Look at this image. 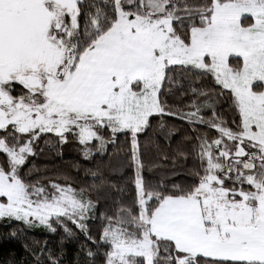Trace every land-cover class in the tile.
<instances>
[{
  "label": "snow or ice",
  "instance_id": "obj_1",
  "mask_svg": "<svg viewBox=\"0 0 264 264\" xmlns=\"http://www.w3.org/2000/svg\"><path fill=\"white\" fill-rule=\"evenodd\" d=\"M70 136L101 157L93 184L25 167ZM174 137L155 178L145 154ZM104 157L133 172L111 211ZM0 222L25 252L0 264H62L64 236L57 253L26 231L69 224L74 264H264V0H0Z\"/></svg>",
  "mask_w": 264,
  "mask_h": 264
},
{
  "label": "trees",
  "instance_id": "obj_2",
  "mask_svg": "<svg viewBox=\"0 0 264 264\" xmlns=\"http://www.w3.org/2000/svg\"><path fill=\"white\" fill-rule=\"evenodd\" d=\"M218 111H226V106L224 108L218 109ZM169 123H175L177 127H181L185 130L189 128V125L181 122L180 120H173V118L165 117ZM155 123V122H154ZM157 131L155 128L149 129L146 135L141 136V143L143 145L146 137H151L152 133ZM200 131H204L203 127H200ZM182 133L181 135H184ZM191 134V133H188ZM210 135L214 136V132H210ZM48 139V138H45ZM124 137L121 135L120 139L117 141L115 149L109 147V152L118 151L125 147ZM155 139H158L163 145L164 141L162 137L156 136ZM180 137H174L172 140V145L170 148H166V151L169 154V159L165 161L162 157H157L155 150L149 148V151L145 154V160L148 164L157 165V170L154 171L151 175L155 178H159L162 172L167 171L172 167L171 154L177 147V142ZM41 145H44V140L40 141ZM185 147V146H181ZM81 146L75 142L72 137H69V142L62 147H57L55 150H49L47 147L44 148L37 156H33L29 159L28 164L25 166H34L37 170L36 174L45 179L51 177L55 178L57 174L67 173L73 178V183L75 186H87L93 184V178L91 176V171L95 170L97 165L101 162V157L99 155L93 154L94 158L85 159L80 151ZM121 155H123L121 153ZM108 157L103 158L104 162V176L106 180L110 181L116 187L106 189L105 191L108 194V202L105 203L103 197L101 198V204L99 211H111L113 207V202L117 199H123L125 203H131L132 197L134 195V189L130 183V179L133 176L132 169L130 167H125L118 171H111L108 165ZM115 163V161H114ZM183 165V171L187 173L194 165V161L191 157L187 159L185 163L183 160L180 162ZM148 169L145 170V175H148ZM175 180H183L184 177H173ZM122 189V191H120ZM89 226L92 229L93 234L97 233V230L100 227V221L97 216L95 221H89ZM14 223L9 226L6 223L0 222V260H3L7 257L8 253L14 252L16 254V259L20 260L21 257L25 256L24 249L22 247V241L16 238L3 239V237L11 231L12 227H16ZM76 232V237H68L63 234V230L59 229L57 233H51L43 228H35L32 230L26 231L27 242L31 245L34 241H39L41 244L47 240L49 247L53 248L57 253L60 252V241L61 237L63 239V249L66 253L62 264H74L76 253L80 244L84 241L83 234L79 233L75 229L74 225L69 224ZM89 245L91 246L90 242ZM99 260V258H97ZM25 264H31V258L29 257ZM83 264V260L81 262Z\"/></svg>",
  "mask_w": 264,
  "mask_h": 264
}]
</instances>
